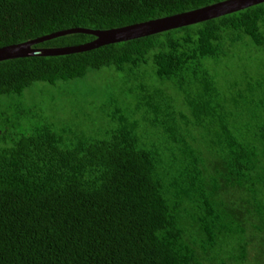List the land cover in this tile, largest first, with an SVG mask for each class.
I'll list each match as a JSON object with an SVG mask.
<instances>
[{
	"label": "trees",
	"instance_id": "1",
	"mask_svg": "<svg viewBox=\"0 0 264 264\" xmlns=\"http://www.w3.org/2000/svg\"><path fill=\"white\" fill-rule=\"evenodd\" d=\"M219 1L0 0V47ZM244 48L263 54L257 67ZM263 64L264 2L88 51L0 61V96L103 67L139 93L88 137L46 118L0 130V264H264Z\"/></svg>",
	"mask_w": 264,
	"mask_h": 264
},
{
	"label": "rangeland",
	"instance_id": "2",
	"mask_svg": "<svg viewBox=\"0 0 264 264\" xmlns=\"http://www.w3.org/2000/svg\"><path fill=\"white\" fill-rule=\"evenodd\" d=\"M240 53L248 61L249 68L257 67L256 60L263 56L250 48H244ZM261 67L264 68V64ZM129 84L112 67L92 70L85 77L60 81L55 85L37 82L23 94L0 96V130L6 124L13 126L11 129H22L46 118L56 123L60 131L66 127L74 137H88L107 125L110 114L137 102L139 93L136 86ZM125 99L128 100L126 103ZM114 100H119V103ZM77 139L74 141L78 142Z\"/></svg>",
	"mask_w": 264,
	"mask_h": 264
},
{
	"label": "water",
	"instance_id": "3",
	"mask_svg": "<svg viewBox=\"0 0 264 264\" xmlns=\"http://www.w3.org/2000/svg\"><path fill=\"white\" fill-rule=\"evenodd\" d=\"M263 2L264 0H222L193 10H188L143 22H137L121 27L110 29H90L84 27L69 28L50 34H45L23 42L1 46L0 61L19 57L53 56L88 51L103 45L144 37L181 26L210 20ZM71 33L92 34L95 36V39L86 43L70 46H35L36 44L46 40Z\"/></svg>",
	"mask_w": 264,
	"mask_h": 264
}]
</instances>
